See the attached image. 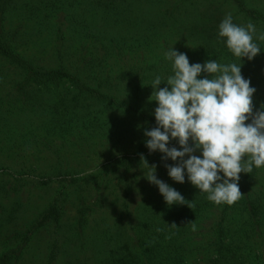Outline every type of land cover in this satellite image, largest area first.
I'll list each match as a JSON object with an SVG mask.
<instances>
[{
  "label": "rangeland",
  "instance_id": "374dc122",
  "mask_svg": "<svg viewBox=\"0 0 264 264\" xmlns=\"http://www.w3.org/2000/svg\"><path fill=\"white\" fill-rule=\"evenodd\" d=\"M198 1V10L182 16L170 10L175 0H0V208L12 219L0 223L9 229L0 232V254L20 247L15 264H117L111 256L126 238L140 245L150 233L169 236L177 218L185 219L178 222L187 232L213 234L226 206L233 210L225 216L231 226L245 229L255 205L264 227V167L240 174L239 201L217 205L190 183L186 170L183 184L171 179L165 164L178 161L162 160L145 144V130L157 126L152 81L172 75L169 48L190 64L241 63L218 39L223 18L230 13L234 23L252 22L264 32V24L244 21L227 0ZM262 3L257 8L264 14ZM257 43L262 51L244 58L241 68L256 89L254 112L264 105V42ZM168 146L182 150L175 140ZM141 154L191 208L167 205L144 177ZM55 201L64 202L63 228L40 227L22 244L15 234ZM77 219L87 229L76 238Z\"/></svg>",
  "mask_w": 264,
  "mask_h": 264
},
{
  "label": "clouds",
  "instance_id": "9594fccd",
  "mask_svg": "<svg viewBox=\"0 0 264 264\" xmlns=\"http://www.w3.org/2000/svg\"><path fill=\"white\" fill-rule=\"evenodd\" d=\"M218 39L241 63L190 64L188 56L174 47L165 52L172 75L164 82L159 75L152 81L150 102L158 104L157 126L144 135L150 152L159 151L164 161H178L175 166L165 164L171 179L183 184L186 170L190 183L207 193L209 201L232 205L243 196L240 174L264 167V105L254 112L256 89L241 72L243 59L251 61L262 51L257 41L264 42V32H258L252 22L234 23L229 13L219 24ZM202 73L207 75L200 78ZM170 140L178 141L182 150L169 148ZM141 165L147 169L144 177L158 187L169 207L187 204L191 208L192 202L157 178V166H150L143 154Z\"/></svg>",
  "mask_w": 264,
  "mask_h": 264
},
{
  "label": "trees",
  "instance_id": "16d2710c",
  "mask_svg": "<svg viewBox=\"0 0 264 264\" xmlns=\"http://www.w3.org/2000/svg\"><path fill=\"white\" fill-rule=\"evenodd\" d=\"M227 1L229 4L236 5L238 10L236 13L240 15L241 19L243 17L244 21L251 20L264 24V14L257 8L264 0L256 1V3L254 0ZM199 5L200 2L198 0H175L170 10L183 16L184 11L187 14L188 9H197ZM145 181L147 182V180ZM123 184L124 182L121 183V185ZM119 186L117 185L118 190ZM115 190L116 186L109 195H114L118 191ZM121 195L125 199L128 198L127 185L122 186ZM60 202L55 201V205L46 209L44 214L27 225L24 232L15 234V236H21L20 241L22 244L27 243L30 236L37 232L40 227L55 224L58 229L63 228L60 222L62 218L59 206L64 202ZM115 202H117V199ZM123 204L124 211H127L126 202L124 201ZM250 206L252 207L251 213L253 215L249 213L246 219L247 222H245V229L240 226L230 225L232 221L225 216L232 208L226 206L221 209L220 221L213 225L211 230L213 234L187 232L189 226L183 222H178V220L185 219L177 218L173 221L177 227H170L169 236L164 232L160 234L150 233L148 236L143 237L140 245L138 244L140 240L138 242L133 240L137 243V245H134L131 242H127L128 238H126L125 243L119 244L116 249L118 252L114 253L115 257L111 256V260L117 262V264H258L264 254V227L261 226L262 222L258 217L259 215H257L258 207L255 205ZM0 216L3 218L0 223L12 222L6 211L1 208ZM86 229L84 220L77 219L75 226L71 230L75 232V237L77 238L81 237ZM7 230L9 229L6 227H0V232H6ZM55 236L57 237L58 235L55 234ZM197 237L203 240V243H199ZM261 248H263L262 252H260ZM18 252L21 253L20 247L9 254H0V264H15L21 257ZM89 263L95 264L92 259L86 262V264Z\"/></svg>",
  "mask_w": 264,
  "mask_h": 264
}]
</instances>
